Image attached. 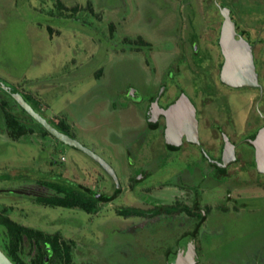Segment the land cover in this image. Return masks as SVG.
Listing matches in <instances>:
<instances>
[{"label":"rangeland","instance_id":"374dc122","mask_svg":"<svg viewBox=\"0 0 264 264\" xmlns=\"http://www.w3.org/2000/svg\"><path fill=\"white\" fill-rule=\"evenodd\" d=\"M219 5L231 9L239 29L255 28L258 35L264 0H0V83L25 94L36 89L42 116L52 125L66 122L75 139L115 170L122 187L116 199L93 212L45 206L37 201L46 193L36 178L57 181L62 175L106 194L117 181L90 156L40 129L19 138L0 130V172L31 176L0 180V209L18 223L57 233L71 246L75 264H177L190 240L197 242V264H264L260 188L259 194L232 188L231 197L243 196L238 200L213 201L222 192L207 195L206 200L213 196L205 208L209 218L197 239L185 236L192 221L185 212L155 215L151 209L156 203L189 205L192 192L202 199L204 189L220 188L224 181L264 186V175L248 171L250 148L244 143L242 167L229 169L227 176L209 160L224 134L239 143L263 123L264 114V101L252 107L250 95L243 102V93L251 90L235 91L216 77L222 58L210 38L222 21ZM191 43L194 50L199 46L196 55ZM263 62L262 54L257 65L264 85ZM149 76L154 87L144 84ZM181 91L198 109L202 148L168 150L161 129L140 126L138 114L132 127V103L145 110L151 97L165 104ZM127 175L138 179L133 190ZM177 185L191 191L173 196ZM133 195L143 200L133 201ZM128 207L150 209L148 218L118 213Z\"/></svg>","mask_w":264,"mask_h":264},{"label":"trees","instance_id":"16d2710c","mask_svg":"<svg viewBox=\"0 0 264 264\" xmlns=\"http://www.w3.org/2000/svg\"><path fill=\"white\" fill-rule=\"evenodd\" d=\"M52 32V31H51ZM0 83V130L11 131L14 138L25 136L35 130L51 135L38 121L29 115L24 108L12 97V92L18 91L23 99L29 103L36 112H40L41 104L31 94H25L19 88L12 87L5 90ZM42 115V114H41ZM55 126L61 132L67 133L66 125L59 123ZM39 127V128H38ZM4 168L0 172V180H26L31 178L30 174L16 171L10 173ZM35 173V174H39ZM31 180V179H30ZM37 184L46 186L51 194L40 196L37 201L50 207L80 208L88 212L98 210L100 204H105L116 199L122 192L118 183L111 194L99 193L82 184L74 183L64 177L59 179L36 178ZM155 215L162 213H176L175 206L156 205L152 208ZM147 211L136 208H123L118 213L125 216L147 215ZM194 230L190 232L191 238L195 237L199 227L205 220L200 210ZM154 216V215H153ZM187 236V234L185 235ZM0 248L14 264H75L71 258V246L61 240L58 234H49L38 229L26 227L14 221L6 214V209H0Z\"/></svg>","mask_w":264,"mask_h":264},{"label":"flooded vegetation","instance_id":"af4514ba","mask_svg":"<svg viewBox=\"0 0 264 264\" xmlns=\"http://www.w3.org/2000/svg\"><path fill=\"white\" fill-rule=\"evenodd\" d=\"M224 8H227L230 11V17H231L232 21L235 24L236 39L239 40L240 38H242L251 47V52H252V55H253V61H254L256 73L258 75V82H259V85H260L259 87H254V86L233 87V86H230V85H227V84L223 83L221 81V79H220V67H221V65L224 62V57H223V54H222V51H221V48H220V45H219V37H220L221 26H222V23H223V17H222V14H221V10L224 9ZM218 9H219V14L221 16L222 21L219 23V26L217 28L213 27L215 34L210 38L212 40H213V38H215V43H216V47H217V53L216 54L219 55L222 58V61H220L219 64H218V69L216 71V77H217V79L223 85H225L226 87L231 88V89H233L235 91H241L243 89H249V90H251L249 92H244L243 93V97H242L243 102H246V99L249 100V96L250 95H253L252 100L251 101L249 100L250 102H252V107H253L254 104H256V102H258V104L260 105L261 102L264 101V85L261 82V74H260V72L258 70L257 60L259 59V57L262 54L264 56V35L263 36L261 35V33H264V23L263 24H258V27H257L258 35L257 36H254L252 30L253 29L256 30L255 28H250V29L247 28L245 30H243L241 28L239 29V26L237 24V21L234 19L233 13H232V11H231V9L229 7L224 6V5L223 6L222 5H219L218 6ZM101 21H102V19H101ZM101 21L99 23H101ZM103 24H104V22L101 23L100 25H103ZM112 28H115L114 25L112 26ZM191 44L189 46L190 47V50L193 51V53H194L193 55H196L198 53V51H199V46L197 45V50H194V49H196V47H195L194 43H191ZM259 45H262V46L259 47ZM174 62H172L171 64H169L168 68L165 71H167L174 64ZM100 72H101L100 74L102 75L103 74L102 70H100ZM98 73L99 72H97V75H98ZM163 74H162V76H163ZM148 79H150V76L147 77V79L144 82V84L145 85H150V86H153L154 87L153 83H151V80H150V82L147 81ZM161 86H162V78H161L160 84L157 87H155V88H158L159 89L158 93L160 92ZM4 88H5V90H8V88H6V87H4ZM151 92H153V91H151ZM134 95L136 96V91H133L132 92V96H134ZM164 95H165V93H164V90H163V92L161 93V96L164 97ZM184 96L186 97V99H188L194 105V107L196 109V118H197V121H198V142L197 143L190 142L184 136L182 138L181 144L167 143L166 140H165V138H164V132H165V127H166V118L163 115V112L165 110H168L169 108H172L176 104H178L179 100L182 97H184ZM163 100H165V99H163ZM160 101L161 100L157 99L156 96L151 97L148 103H146V104H145V102L143 103V107L145 106V108H146L145 110H143L142 108L141 109H138V108H140L139 106L137 108V106L135 104H139V102L135 101L134 103H132V111H134V113H133L134 115L132 117V127H134V129H135V126H136V115L138 114V117H140V122H141L140 126H147V127L151 128V129H159V128L161 129V132H162L161 134H162V136H163V138L165 140V144L168 147V150L180 151L183 147H186V146H188L190 144H192V145H198V146H200V148H202L201 147L200 134H199V120H198V116H197L198 115V109H197L196 105L194 104L193 100L187 94H185L183 91H181L180 94H178L177 96L175 95V97L172 98L168 103L162 104ZM248 109L245 112V116H244L243 123L247 120ZM239 114H241V111H240ZM259 117H260V120H262L263 123L261 125H258V127L255 130V132L252 133L251 135H249L246 139H243V140H241L238 143V142H235V141L231 140L228 135L224 134L223 135V138H222L223 139L222 144L220 146H218L217 148H215L216 149L215 152L217 154L216 156L215 155L214 156L212 155V157H209V155L207 153L201 151V152H203V154H205V156H208L209 157V160H210L211 164L212 165H215V167H217L218 171L221 172V173H223V174H225V176L228 175L229 169H231V168L240 169L242 167V165H243L242 162L240 163V161H239L240 158H241V156L239 154L241 153V154L245 155V153H244V151H240L239 150L240 143L241 144L244 143V144L248 145V148H250V151H248V152L250 153V156H251L250 159L251 160H250V165L248 166V168H249L248 171L249 172L255 171V172L259 173V174L264 175V172H262L258 168V166L256 164L255 149H254V146L252 145V143L250 142V139L252 137H254L255 135H257L259 133V131L264 128V114L261 113V115ZM133 118H135V119H133ZM59 123H63L64 125H66L67 133L66 132H61L59 129H57L55 126H53L51 123L50 124L54 128H56L58 131H60L61 133H64V134L70 136L71 138H74L75 139V137L71 135V133L69 131V127L66 124V122L63 121V122H58L56 124H59ZM226 147H227V149H226ZM231 147H233V150H231ZM229 154H230L231 158L228 160L227 157H229L228 156ZM43 174H45V173H43ZM60 176L61 177H64L62 175H60ZM127 176H128V178L130 180H132V190H133V187H134L133 185H134V183L136 181H138V179H137V177L133 179L129 175H127ZM68 180H70V179H68ZM118 183H119V181L116 182V184H118ZM78 184H82V183H78ZM37 185L40 186V188H42L43 190H45V193L46 194L45 195H42V196H46V195L51 194V191L52 190H49L48 188H46V186H41L39 184H37ZM82 185L86 186L85 184H82ZM221 185H223V186H221L220 188L218 187L217 189H214V190H212V189H208L207 190V188L204 189L203 190L204 192H203L202 199H200L195 192H192V195H193L192 197L193 198H191V201H190V204L189 205L188 204H183V203H180V202L177 201V203H172V204H170V203H168V204H166V203H162V204L161 203H156L154 206H156V205H165V206H174V207L176 206L177 209H178V211L176 213H167L166 212V213H162L161 215H168V216H170V215H174V214H177V213L185 212L188 215V217L191 218V220H192L191 221V224L188 226V228L190 227V229L185 228L186 230H188L185 233V235L187 234V237H188V234L194 230L196 221L199 218V215H197V214L201 210L202 213H203V215L205 216V220L201 224V226L199 227V230H198V232H197V234L195 236L196 239H197L198 238V235L200 234V230H201L203 224L206 223V221L209 218V216H208L209 214L207 213V211L205 210V208L211 206V203L209 201H210V197H213V196L207 197V199H209V200H206V196L207 195H212L214 193L217 194L219 192H222V194H223L222 199L217 198L218 197L217 195L212 198L213 201H215V199L222 201V200H225V199H228V200H236L237 199L238 200V199H242L243 198V196H241L240 198H233V197H231V190H232V188H236V189H240V190L246 191V193L249 192V191H253L252 193H256L257 192L256 194H259L258 191L260 192V190H258V189L260 188V189H262L261 191L264 192V186H262V185H255V187H251V186L248 187V186H245V185L243 187H241V186L240 187H232V185L230 183L226 182V181H224V183L221 184ZM164 186L166 187V185H164ZM86 187H89V186H86ZM174 187H176V189H178V190H176L178 193H173V196L174 195L176 196V195L179 194L177 197H180L182 195V198L184 197V194H185L184 191L185 190H190L189 188L188 189H185V188L182 189L179 185L174 186ZM91 189L92 190H95L92 187H91ZM254 191H256V192H254ZM262 194H264V193H262ZM247 195H249V194H244V196H247ZM40 196H37V198L40 197ZM132 200L133 201L143 200V197H139V196H134L133 195ZM205 201H206V203H204ZM108 203H110V202H108ZM100 205H102V204H100ZM45 206H47V205H45ZM130 208L142 209V208H138V207H130ZM66 209H72V208H66ZM142 210H150V209H142ZM131 216L132 217H135V218L136 217L148 218L147 215L141 216V215H135L134 214V215H131ZM194 219H196L195 222H194ZM193 222H194V224H192ZM21 225H23V224H21ZM24 226H26V225H24ZM26 227H30V226H26ZM30 228H33V227H30ZM34 229H37V228H34ZM38 230H40V229H38ZM46 233H48V232H46ZM49 234H51V233H49ZM190 242L194 243L195 244V247H196V254H197L196 255V264H197V262H198L197 261L198 260V258H197L198 257V253H197V242L195 240H190L184 246V249L186 251L187 245Z\"/></svg>","mask_w":264,"mask_h":264},{"label":"water","instance_id":"95a60500","mask_svg":"<svg viewBox=\"0 0 264 264\" xmlns=\"http://www.w3.org/2000/svg\"><path fill=\"white\" fill-rule=\"evenodd\" d=\"M223 23L221 26L219 45L224 57V62L220 67V79L223 83L233 87L254 86L259 87L258 75L256 73L253 55L250 45L240 38L236 39L235 24L230 17L227 8L221 10ZM12 97L20 104L26 112L38 121L51 135L66 145L87 154L115 180L118 181L114 169L99 155L85 147L78 140L61 133L54 128L46 118L36 112L18 92H12ZM163 115L166 118L164 138L167 143L181 144L185 136L190 142H198V121L194 105L182 97L178 104L165 110ZM255 149V159L258 168L264 172V128L257 135L250 139ZM227 149V147H226ZM233 150V147H231ZM227 159L231 158L230 154ZM196 247L190 242L184 253L177 258V264H196ZM0 264H14L0 248Z\"/></svg>","mask_w":264,"mask_h":264},{"label":"crops","instance_id":"0c3cea01","mask_svg":"<svg viewBox=\"0 0 264 264\" xmlns=\"http://www.w3.org/2000/svg\"><path fill=\"white\" fill-rule=\"evenodd\" d=\"M87 12H93V10H90V11L87 10ZM97 16H98V15H97ZM98 17H100V16H98ZM100 21H101V20H99V22H100ZM126 38H127V37H126ZM127 39H128L127 43H131V44H132V39H131L130 37H128ZM72 61H73V60H72ZM37 92H38V91H37L36 89L33 90V92H32L33 94H32V95H33L34 97H37V95L35 94V93H37ZM29 94H31V93H29ZM34 94H35V95H34ZM37 98H38V97H37ZM39 102H40V101H39ZM40 104H41V102H40ZM41 107H42V104H41ZM42 109L44 110V108H42ZM67 120H68V118H67ZM58 122H59V121H58ZM58 122H57V123H58ZM67 123H69V121H68Z\"/></svg>","mask_w":264,"mask_h":264}]
</instances>
